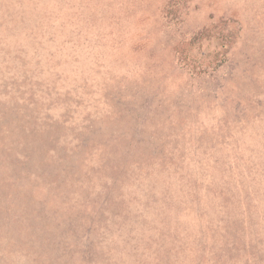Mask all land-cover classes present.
I'll return each instance as SVG.
<instances>
[{"label":"rangeland","instance_id":"374dc122","mask_svg":"<svg viewBox=\"0 0 264 264\" xmlns=\"http://www.w3.org/2000/svg\"><path fill=\"white\" fill-rule=\"evenodd\" d=\"M0 264H264V0H0Z\"/></svg>","mask_w":264,"mask_h":264}]
</instances>
